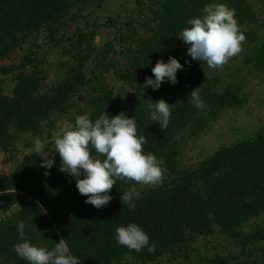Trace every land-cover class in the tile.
<instances>
[{
  "label": "trees",
  "instance_id": "1",
  "mask_svg": "<svg viewBox=\"0 0 264 264\" xmlns=\"http://www.w3.org/2000/svg\"><path fill=\"white\" fill-rule=\"evenodd\" d=\"M136 1L131 15L101 21L92 13L102 0H0V58L26 43L35 52L0 66V146L11 152L18 135L42 134L61 117L63 122H74L76 116L90 113L94 121L104 111L109 116L123 111L135 117L137 131L147 141L145 153L162 159L166 169L159 186L135 185L141 198L133 201L134 209L120 201V195L134 182L120 180L109 192L112 200L96 208L85 203L87 196L79 194L75 179L59 170L61 161L55 149L48 153L54 160L50 169L42 167V157L33 153L10 176L0 178V211L16 199L11 188L29 192L40 202L5 219L0 217V251L6 264H27L14 250L25 238L49 249L64 238L80 264H147L176 252H186L191 261L203 264H241L233 253L243 258L253 255L251 264H264V246L256 255L253 243L264 241V132L220 144L190 168L179 164L183 146L201 136L211 117L240 102L235 83L208 76L201 68L207 65L201 66L202 62L188 55L189 45L180 39V32L190 27V19L205 14V5L224 4L235 10L238 22L255 24L248 26L252 46L244 61L254 70L264 69V0L255 8L249 0ZM143 16L139 22L150 23L152 31L136 37L138 25L133 22ZM101 25L117 29L124 59L114 53L115 38L105 41L94 58L92 39ZM46 43L61 44L69 59L49 82L38 55ZM169 57L183 66L176 72L177 82L165 78L157 90L146 86V77L155 79L151 69L156 61L167 63ZM91 58L94 64L89 68ZM109 71L120 87L109 85ZM8 75L14 86L6 94L4 77ZM199 86L204 108L196 107L191 97ZM160 99L172 105L166 128L150 118ZM252 220L256 226L252 224L245 232L243 226ZM20 221L25 237L19 235ZM128 223H136L148 234L150 244L155 245L153 253L147 248L136 252L117 243L115 229ZM217 230L220 233L215 235ZM219 237L223 242L230 240L236 251L208 257L198 253L202 245L208 247Z\"/></svg>",
  "mask_w": 264,
  "mask_h": 264
},
{
  "label": "clouds",
  "instance_id": "2",
  "mask_svg": "<svg viewBox=\"0 0 264 264\" xmlns=\"http://www.w3.org/2000/svg\"><path fill=\"white\" fill-rule=\"evenodd\" d=\"M202 17L188 21L190 27L180 32V39L189 45L187 52L193 60L203 62L210 69H222L230 59L243 51L246 36L241 31L235 10L224 4L205 5ZM182 65L173 57L165 63L157 60L151 69L155 79L146 77L144 84L157 90L167 78L176 83V72ZM200 86L191 91V97L198 108L205 105L200 98ZM151 119L158 121L161 128L168 126L171 106L160 99L155 103ZM149 108L153 107L149 103ZM56 153L59 154L60 171L71 175L76 181L79 194L87 196L85 203L96 208L106 206L111 200L110 190L118 180L134 182V185L120 195L121 203L134 209V200L141 198V188L159 186L165 178L163 160L151 152L145 153L146 139L137 131V121L121 111L109 116L106 111L94 121L90 113L75 117L74 122L65 120L54 137ZM47 141L37 139L34 154L42 157L41 166L50 169L54 160L45 151ZM47 174V172L45 173ZM83 176V178H80ZM23 221L18 223L21 237H25ZM115 239L121 246L136 252L147 248L155 251L148 234L136 223H128L115 229ZM18 257L27 264H80L79 258L71 255L66 239L61 238L49 249L37 246L29 239L14 245Z\"/></svg>",
  "mask_w": 264,
  "mask_h": 264
},
{
  "label": "rangeland",
  "instance_id": "3",
  "mask_svg": "<svg viewBox=\"0 0 264 264\" xmlns=\"http://www.w3.org/2000/svg\"><path fill=\"white\" fill-rule=\"evenodd\" d=\"M143 1V0H142ZM253 3L254 8L259 5L258 1L262 0H249V3ZM136 0H102V2L97 7L94 5V13L92 16L97 15L99 20L103 21L107 17H115L123 19L128 15H131V11L137 6ZM145 2V5L148 6L149 3ZM257 4V5H256ZM148 16L147 18H149ZM145 16L136 19L133 23L138 25L136 31L137 36H148L151 34L150 23H140L139 21L144 19ZM259 20V19H257ZM139 22V24H137ZM241 28V31L246 36V43L243 44V51L236 57L229 60V62L222 69H210L208 67H201L208 76H216L217 80H221L222 83H235L233 86L234 89L238 87V96L240 102L233 106H228L226 108H221L219 113L215 117H211V120L208 123L207 129H205L201 136L195 138V141L189 142L186 146H183V152L181 153V158L179 164L190 168L194 166L193 163L201 159L204 156V153L211 152L213 149L217 148L220 144H229L235 140L241 138H248L254 136L258 132H264V69L255 68L246 66L244 61V55H246L248 47L252 46L250 42V37L248 36V26H254L255 24L250 21L238 22ZM125 33V31L123 32ZM123 36H126L124 34ZM122 36V37H123ZM116 39V45H114V53L118 59H124L125 53L121 51L123 46H120L118 36V31L114 27L110 26H98L94 32L92 39V46L94 49V58L98 56V53L101 51L103 44L107 40ZM251 43V44H250ZM61 44H42L41 49L38 51L39 58H42L41 65L45 78L49 82L52 79H55L59 68L66 67L68 65V57L62 53ZM254 45V43H253ZM37 51L35 47H32ZM29 44L26 43L22 48L16 49L11 54L6 57L0 58L1 65H9L12 63L18 62L23 53L31 52ZM97 54V56H96ZM114 56V55H113ZM117 57L114 56L116 59ZM87 63V67H93V59ZM113 67V64H111ZM205 64L202 62L201 66ZM110 72V71H109ZM108 83L110 86L118 88L121 86V83L116 79L112 72L106 75ZM4 92L7 94L10 92L14 86V79L12 75L4 77ZM63 117L55 120L52 123V127H45L42 134H36L33 132H28L18 135L17 139L14 140V146L11 148L14 149L11 152H6L2 146H0V178L4 176H10L14 171H16L21 165L26 163L27 158L34 153V143L37 139L46 140L45 151L49 153L55 149L54 146V137L59 131L60 127L63 124ZM13 133V131H12ZM10 148V149H11ZM16 194L15 201L8 206L6 209L0 211V217L5 219L18 213L19 210H22L26 205L34 206V204H40V202L32 197L29 192H24L23 190L11 188L10 190ZM264 219V213L262 217ZM3 221V220H1ZM256 226L255 221L247 223L244 227V231L248 232L251 225ZM220 233L219 230L216 231L215 235ZM255 245L256 255H259L261 252V247L264 246V241L257 243L253 242ZM249 245H247L248 247ZM213 247V250H211ZM246 247V249H247ZM253 248V245L249 246ZM240 248V246H237ZM236 251L233 243L228 240L224 241L222 237H219L218 240H211L208 244V247H200L198 253L204 257L212 256L216 252L221 255H227L229 250ZM238 251V250H237ZM254 252V253H255ZM236 262L241 264H251L252 256L247 258L240 257L238 254H234ZM255 255V254H254ZM190 256L187 253L176 252L174 254H165L156 261L147 264H203L191 261ZM0 264H6L4 260V255L0 251ZM129 264H135V262H129Z\"/></svg>",
  "mask_w": 264,
  "mask_h": 264
}]
</instances>
